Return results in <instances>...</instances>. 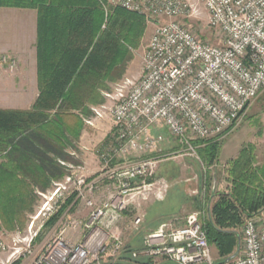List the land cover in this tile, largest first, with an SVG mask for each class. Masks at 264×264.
<instances>
[{
	"label": "built area",
	"instance_id": "1",
	"mask_svg": "<svg viewBox=\"0 0 264 264\" xmlns=\"http://www.w3.org/2000/svg\"><path fill=\"white\" fill-rule=\"evenodd\" d=\"M109 2L148 17L155 29L140 79L118 84L113 95L105 94L113 106L93 107V118L84 120L94 127L108 116L114 124L111 141L95 151L99 172L89 178L84 167L63 163L69 174L54 183L51 201L74 192L86 203L88 217L70 218L39 254L34 222L23 238L8 242L0 233V264H118L126 248L121 230L126 214L139 231L147 207L163 202L170 191L157 175L168 160L161 155L167 141L162 131L182 148L172 159L201 161L194 142L223 137L264 90V0H198L220 34L218 45L180 21L198 16L193 0ZM97 192L101 200L94 198ZM209 216L210 209L202 208L182 225L161 224L132 257L150 258L152 264H215L204 229ZM69 231L79 238L70 241ZM240 243L230 264H264V224L257 216L245 220Z\"/></svg>",
	"mask_w": 264,
	"mask_h": 264
},
{
	"label": "trees",
	"instance_id": "2",
	"mask_svg": "<svg viewBox=\"0 0 264 264\" xmlns=\"http://www.w3.org/2000/svg\"><path fill=\"white\" fill-rule=\"evenodd\" d=\"M0 7L38 13V98L29 111L0 109V213L5 225L20 221L33 204L32 191L45 192L69 174L60 161L73 162L84 117L102 105L109 82L119 79L146 32L142 15L113 6L109 0H0ZM224 140L195 141L207 167L220 157ZM248 144L226 168L229 188L210 197L204 229L220 260L230 264L240 246L237 229L264 210V159ZM66 202L53 218L59 219ZM53 220V221H54ZM131 264H152L133 258Z\"/></svg>",
	"mask_w": 264,
	"mask_h": 264
},
{
	"label": "rangeland",
	"instance_id": "3",
	"mask_svg": "<svg viewBox=\"0 0 264 264\" xmlns=\"http://www.w3.org/2000/svg\"><path fill=\"white\" fill-rule=\"evenodd\" d=\"M193 2L195 8L198 10V16L180 21L184 22L188 29L200 36L205 41H208L213 45L220 44V34L210 27L209 15L207 11L202 6V4L198 2V0H193ZM142 18L146 24V32L140 45L136 49H132L133 57L126 65L122 76L116 81L109 82V91L103 92L104 102L102 104L107 105L109 108L113 106V101L110 98H106L105 94L109 93V95H113L118 84H121L126 79L138 81L142 75L144 67V55L155 29L154 21L146 16ZM0 64L4 65L5 68L12 74L19 70V62L8 56L2 57L0 59ZM93 107L91 106V109ZM92 118L93 113L90 116L84 117L82 119L84 121L85 119ZM83 125L84 127L82 129L80 139L75 142V145L77 147L78 143L81 142L80 140H82L83 145H89L92 149V152L96 155V150L102 149L107 143L111 141L114 124L110 117L105 116L103 120L96 121L94 127L86 125L85 122ZM162 133L165 135V137H167V141L162 146L161 155L167 156L165 159L168 160L162 161L158 169V173L160 177L168 181L170 185V191L163 203H155L153 205L155 207L151 211L150 209L146 211V221L141 226L139 231H133L131 226L132 222L130 220L125 219L123 221L121 230L124 243H126V245L127 243L132 245L135 249H141L145 236L149 232L156 230L162 222L175 220L177 225H182L187 216L192 212L199 211L202 208H211L213 199L210 201V197L218 193V191L221 192L225 189V184H222V186L218 184L217 187H215L213 186L212 182L213 176L218 172V165L224 163L223 159H228L229 156L234 155L237 150L244 148L248 144H255L258 160L260 162L263 161L264 90L243 112L240 121L232 128L227 130L223 137L218 139L224 140L220 157L215 164L209 167H207L201 159L198 153L200 147L198 146L195 147L197 155L200 157L201 161L190 157L183 159H172L175 154L182 150V148L180 149L179 145L176 144V142L172 140L170 136H168L166 130H163ZM81 158L80 165L86 166V160L84 157L83 159ZM177 166H180L181 168ZM181 170H183L182 176L180 173ZM55 189L56 188L53 187L45 192L33 190L31 199L33 204L29 206L28 209H26L25 213L21 216L20 221L16 222L14 220L13 223L11 222L8 225H5V218H3L4 215L0 213V233L4 234V237L8 242H10L11 238L14 236H19L20 238L26 237L29 233V226L34 222V230L38 231V237L35 239L33 247L36 251V254H39L44 250V247L60 233L63 227V222L61 219L64 213L57 220H54L53 217L58 214L59 210L63 206L65 196L61 199L56 198L51 201L50 197L52 196V193L55 191ZM67 194L68 193L65 195ZM158 215H167L168 218L158 224V222L152 221V218H155ZM255 216H257L258 219L261 220L262 224H264V210ZM209 219L210 217H207L206 221ZM243 225L237 229L240 238H242ZM239 249L240 246L236 248L234 254L237 253ZM212 253L215 261L220 260L218 252L214 246H212ZM110 261L111 260L109 258V262ZM152 263H154V261ZM118 264H131V262L123 258L118 261Z\"/></svg>",
	"mask_w": 264,
	"mask_h": 264
},
{
	"label": "crops",
	"instance_id": "4",
	"mask_svg": "<svg viewBox=\"0 0 264 264\" xmlns=\"http://www.w3.org/2000/svg\"><path fill=\"white\" fill-rule=\"evenodd\" d=\"M37 38L38 13L36 10L0 7V59L8 56L19 62V70L14 74L7 70L4 65L0 64V109L29 111L35 104L39 95L36 48ZM80 141L77 150L69 151L73 162L60 161V164L65 167L66 165L63 163L73 166H82L80 165V158L82 156L81 159L84 157L87 163L86 166L82 167L85 168L86 175L91 178L99 172L100 162L92 152L91 147L89 145H83L82 140ZM240 151L241 149L237 150L236 153L229 156L228 159H223L224 163L218 165V172L213 176L212 182L215 187H217L218 184L220 186L225 184V189L221 192H225L229 188L226 174L228 163L237 158ZM72 153H75L76 157H74ZM177 167L181 168L180 166ZM182 171L183 170L180 172L181 176ZM157 175L159 176V173H157ZM102 197L103 193L101 192L94 194L96 200H101ZM66 202L69 203V206L64 211L61 219L63 227L69 222L68 220L70 218L85 219L88 217L89 209L87 208L86 203L79 200L74 192L65 195L64 204H66ZM154 204L149 205L146 211L149 209L151 211L155 207L153 206ZM168 216L158 215L155 218H152V221L160 224L161 221L166 220ZM125 217L126 220L131 221L129 214H126ZM163 223L165 222H162L161 224ZM79 236V234H74L69 231L67 237L70 241H75Z\"/></svg>",
	"mask_w": 264,
	"mask_h": 264
},
{
	"label": "water",
	"instance_id": "5",
	"mask_svg": "<svg viewBox=\"0 0 264 264\" xmlns=\"http://www.w3.org/2000/svg\"><path fill=\"white\" fill-rule=\"evenodd\" d=\"M230 260H232V257H231V259H230ZM230 260H229V261H230Z\"/></svg>",
	"mask_w": 264,
	"mask_h": 264
}]
</instances>
